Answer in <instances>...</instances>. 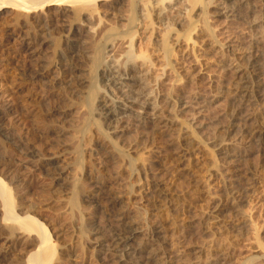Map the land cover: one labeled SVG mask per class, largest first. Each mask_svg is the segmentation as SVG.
<instances>
[{"label": "rangeland", "instance_id": "1", "mask_svg": "<svg viewBox=\"0 0 264 264\" xmlns=\"http://www.w3.org/2000/svg\"><path fill=\"white\" fill-rule=\"evenodd\" d=\"M176 1L178 2V4H176V7L174 6V9L177 8V5L179 6V4L180 6H183L184 9L186 8L184 3L185 1ZM240 1L242 2V4L244 3L243 5L245 9H243V11L238 15L243 16L248 10V7H246L245 0ZM182 2L184 3V5ZM171 3L169 4L170 7L172 6ZM166 5L169 6L168 4ZM258 5L259 3L256 6ZM183 7H178L179 10L175 9V11L173 9L172 12H170L171 14H168L167 10L162 11V15L164 13L163 18L166 16L165 20L167 21V17L169 15V18L172 20H181L180 18L184 16L183 14L185 11H183ZM97 8L99 9V11ZM97 8L96 13H93L94 20L92 16V21H90V24H88V26L91 27L93 26V22L95 23L94 26L97 27L95 31L98 36L96 35L93 41H104L103 37L101 38V36V39L99 40V34H105L108 29L109 32L107 33H112L113 30H111V28L113 29V27L115 30V32L113 33H117V29L123 30L124 32L127 30H125L124 21L121 20L122 16L124 17L123 19H125L124 15H127L125 12L121 11L119 13L117 11H110L112 13H106L107 11L105 7ZM157 8L160 9L159 6H156L152 14L160 13ZM221 8L222 7H218L219 10ZM6 12H8V14H6ZM142 12L143 11H141V16L139 17V21L141 20L139 24L141 26L137 25L132 29V31L136 32L134 40H131L130 36H127L125 33L124 35H126L128 38L125 37L123 38V40L124 42H129L131 40V45L133 44L132 49L136 53L139 51H146L147 54H149L150 59H154L153 61L156 66L152 68L150 67L149 72H147V76H145L146 72L136 73V75L138 76L136 77L138 82H136V85L132 86V88L130 89L131 91L129 90V94L130 98H132L131 96H135V93L137 94L136 96L138 97V99H136V106H139L140 102L146 100L145 106L147 105V103V107L151 108V105L156 106V110H160L163 116H166L167 118L170 117L169 119L172 121V123H170L171 125L169 124L170 128L168 127L169 129L166 128L164 129V131L161 130L162 133L159 132V134H154L149 129L134 124L130 121L129 118H125L118 124L108 125L107 122L106 125V120H104V123L102 125V120L99 121L101 123L97 122L99 128H102H100V130H102L104 133H109L107 135L110 138L112 137V141H110L112 143H115L116 147L119 150H122L129 159L132 158V173L128 171V165L126 162L121 165V161L118 160L114 151L108 147V144H106V141L108 142V140H104L99 136V134L96 133L95 128L98 127L95 126L93 128L92 126L94 125L90 126L92 129L90 128V133L88 135H90L91 138L90 136H85L81 140H76V142H73V127H75V125L77 124L75 118L77 114H75V111H77L78 107H80V103L83 99L81 96L84 97V93L88 90H84L86 87L81 88L85 86V84L82 85L81 82L86 80L87 78L84 70L86 69V63H88L86 56L88 55L87 50L89 48L91 38L90 36L84 35L83 32L84 30H87L88 26L85 27L83 26L82 22H80L82 26L77 27L80 25L79 23H77L76 27L79 29L81 34L76 38L75 43H77H73L72 48L64 46L66 26L68 25L66 21L59 22L60 24H55L53 26L54 28H48L47 32L38 30V28H33V30L31 29L28 32L29 36L31 37L32 41H35V46L40 47L38 49L37 57L29 59L26 54L20 51L19 45H16L14 50L6 46L5 38L7 32L11 29V27H13V22L10 18L12 15H10L9 11H4L1 14V18L3 21L0 22H2L3 24L1 23L0 25V143H2V146L10 143L13 144L12 146H14L17 143L16 146H18L22 142L21 145H26L30 148L36 147L35 149L38 152L40 151L39 154H41L42 157L40 156V158H42V160L54 159L56 160V162H58L52 165H48L49 167H46V169L48 170H46L45 172H41L35 170L34 165H36L37 163L33 161V159L29 155H27L28 158H26V155H18L20 153H18L17 156L16 154L12 153L11 150H8V153L3 154V157L5 159L12 161L11 169L14 171V177L17 174V176L15 177L16 179H14L12 178L13 173L9 170L0 171V180L3 184L6 185L11 193L14 205L13 208L15 207L14 210L16 214H19V216L21 217L26 214L34 216L37 220L42 222L47 230H49V234H51L50 245L53 247V249L55 248L54 250H56V257L54 256L55 261L52 260L50 264H117L116 262L105 260L103 256L104 254L101 252L104 247H97V245L95 244L97 243V240L94 239H97L100 236L99 234H95V231L106 232V228H108L109 226V228H111V226L115 224V215H117L119 212L128 215V217L130 218L132 217L133 219L131 218V222L134 221L133 223L135 224V227L138 228V230L141 227L140 231L142 234L143 232H148L145 231L146 229L148 230L149 228H153L154 224L159 226L161 225V240H159L158 242L152 240L147 241L146 237H143L141 233V235L139 234V241L137 240V242H149V244H151L150 249L154 250L153 253H155L156 256H158L156 258L159 259V261L158 259H153L155 261L147 260L146 264H264V141H261L253 147L239 144L237 140L239 126H233L232 124L245 123L243 121V118H245V116L248 117L249 112L250 114H252V117L253 114L257 115L253 118L249 116L251 120L247 122V124L251 123V125H254L253 123H255L254 126H257L258 129H262L264 131V113H262L263 106L255 103V105L251 103V106L249 105V108L247 107V104L245 105L246 107L244 105L242 107L240 106L238 110L234 109L237 110L234 113H241V120H235V118H233L232 116L234 114L232 112L233 108H231L232 111L229 108L232 103V96L231 92L229 93V87L227 86L231 73L237 68L240 69L241 67L239 68V65L243 64L242 67H245L247 65L245 62H247L249 56L251 55L250 44H252V41H261V35L264 32V25L259 27L260 25L257 26L258 21H255V23L251 22V24L249 22L250 19L245 20L244 18L240 17H236L235 19L213 17V21H210L209 23V25L211 24L210 27L214 33L213 38H215L213 39L206 37L203 33H201L202 19L199 18L198 20V18L196 17L197 20L195 18L194 20L198 21L196 24H199V26L196 28V31H192L193 33H191V40L186 41V39L188 38L182 39V37L180 36L182 33V29L181 27H176V29H178L180 33H178L180 36V38L178 37V40L180 42L182 41L177 47L175 43L176 41L174 40L177 37L176 35H173L176 30H173L174 32H171V34H173H170L167 38V33L165 35V31H163L165 29V21H163L162 24L158 27L155 24L152 25V27L150 26L149 29L146 28V32L142 27V25L144 24L142 23L144 18ZM113 13H115V16ZM118 14L120 16H118ZM177 16L180 18L178 19ZM97 18H99V20L104 19L105 24H103V22H100L98 26L99 21L97 22ZM111 19H114L115 21ZM172 20L168 21L171 22ZM67 21L69 22L70 20ZM61 23L64 25L63 28L60 26ZM137 27L139 30L137 29ZM150 29L153 31H151ZM100 30L104 33L100 32ZM62 31H64V33ZM123 31H118V33H122L120 35L123 36ZM151 32L152 36L150 37V40L147 38L151 34ZM147 33L150 34L148 35ZM116 35L118 36V38ZM120 35L115 34L116 39H119L121 37ZM163 35L166 36L173 50V54L169 59V66L173 67V72H170L172 70L170 67L164 65L167 61L160 60L162 59V52L159 51V46L157 44H160L159 38L162 39ZM203 35L204 37H202ZM56 38L60 39V41H57ZM183 40H185V42ZM79 41L82 42V46H80L81 42ZM83 41L84 44H86L85 46L83 44ZM56 44L60 46L59 48L61 50L56 49L58 47ZM52 45H54L53 47L54 49H56V52L52 48ZM125 45L127 44H124L122 47H124ZM143 46L144 48H146L144 49ZM122 47L119 46L116 49L117 54L120 55V52L124 50ZM73 48H75L76 50ZM62 49H64L65 54H61L63 53ZM117 50L119 52H117ZM9 52H11L12 54ZM259 52L261 53L259 54ZM259 52V68L262 69V75H264V49L261 48ZM7 55L10 57H8ZM261 62L263 65L261 64ZM154 68H156L157 70ZM66 69L68 72L71 71L72 74L63 75L62 72H67ZM140 74H142L143 76H140ZM155 75L156 77L154 78ZM79 80H81V82ZM97 80H99L97 84L100 88L102 85V91H100H107V88L104 87L105 83H102L103 80ZM155 80L157 83H155ZM75 84L77 86H75ZM258 90L259 88H256V91ZM30 93L36 94L38 96L37 100L39 99V101H36V106H39L37 108L38 113H36V115L33 117L30 116L29 118L20 120V116L22 117L25 113L24 111L30 109V107H26L24 105L26 104L25 99L30 95ZM23 95L25 96L23 97ZM22 97L23 100L21 99ZM129 100L131 101V99ZM228 102H230V105L228 104ZM19 103L22 104H20L21 107ZM76 103L79 105L78 107L76 106L74 108ZM251 107L253 108V110ZM197 108L199 110H197ZM256 108H258V111ZM40 109L41 111H39ZM250 111L253 113H251ZM255 111H257L256 114ZM39 112L42 113V116H40ZM78 112L79 110L77 111V113ZM230 112L232 114H230ZM38 118L40 119V122L37 121ZM98 119L101 118L98 117ZM252 119L255 121H253ZM27 120H30V122L32 123ZM71 121L73 122L71 123ZM23 123L24 126L22 125ZM42 124L43 126L45 124L46 127L41 126ZM181 125H185V128L189 126L187 129H191L190 131L194 132L192 134L196 135L195 137H197L195 138L192 135L193 139L192 137L188 138V143L190 145L182 139L183 136L181 137L182 129L180 128L183 127ZM114 126H119L118 130L121 132H119L118 136L121 137L113 136L114 134L112 135V133H110V129H112ZM179 126L181 127L179 128ZM178 129L181 130V133ZM38 130H40L39 134ZM149 131L151 133H149ZM61 132L63 134H60ZM177 132L180 134H178ZM1 135L5 137L2 138ZM115 137L117 138V140ZM173 137L178 138L180 141L177 139V143L174 140L176 138ZM169 138L170 140H168ZM220 138L223 141L224 145H226L225 147L227 148V151H229L230 153V156H228L226 159L229 163L225 166L222 165V161L220 160V158H218V150H216L218 149L216 148L218 147V145L216 144L221 141ZM171 139L173 141H171ZM197 139L199 141H197ZM190 140H193V143H190ZM86 141H88L89 143ZM196 141L199 144H197ZM180 143L181 146L177 145ZM183 143H186L185 146H182ZM26 146L25 148H27ZM76 149L78 151V154L75 152ZM82 152L83 155L81 156ZM24 156L25 159L28 160H25ZM137 156H139L140 158L138 157V159H136L135 157ZM141 157L144 159H142ZM160 157L162 158L160 159ZM139 159V162H141V160H144L147 163V167L145 169L141 168V165L138 162ZM38 161L40 160L38 159ZM211 161L215 163L214 165H216V173L214 172L215 168L213 169L214 166L210 165V163L212 164ZM217 161L222 166L219 165ZM216 162L218 163V166ZM159 164L161 166L163 165L162 167H164L165 169L160 168L161 166ZM224 167H227L228 170L233 171V174L230 172L226 174L227 171ZM157 169H160V171H158ZM0 170L3 169L0 168ZM115 170L117 172H115ZM7 171L10 173H8ZM88 171H91L92 173ZM155 171L158 173L155 174ZM218 171L219 173H217ZM57 172H65V174L60 175V177H62L60 180L61 182L56 181L55 179H51L54 177L52 175L56 174ZM155 175H157V177ZM230 175H233L235 178L234 180H238L241 183H253L251 184L253 188L248 193L249 195L245 198L246 201L241 203L242 205L240 204V206L237 205V208L234 204L231 205V202L226 195V191H224L226 190V185L229 184V182L226 183L225 178H228ZM151 178L153 181L151 180ZM191 178L197 181L199 186H196L197 184L195 185L193 183L194 180H192ZM74 179L80 181L81 184H79V186H82L81 190L79 191L81 193H79L77 198L78 204L80 205L79 206L77 204L79 206L78 209V206H76V208L72 207L68 202L70 201L69 197H71L72 190L74 189V185L70 182H73L72 180ZM155 179L162 180V190L165 191L164 194L167 193L166 200L167 198H173L172 200H175L174 202H172V207L168 208L165 211H162L161 213H157V207L159 205L163 206V204H160L156 197L152 195V182H154ZM234 184L236 185V183ZM128 189L130 193L129 195ZM86 191H89V193H91V195L93 196L92 199L91 197L87 198V194L89 193ZM74 192L75 191H73V193ZM191 196H193V199L190 198ZM186 197L188 199H186ZM115 198L116 200H114ZM180 199H184L186 201H182ZM154 201L156 202L154 203ZM180 201H182V203H180ZM186 202L188 203V205H191L190 208L194 211L192 212H196V214H185V219L183 220V216L180 215V212L182 214V209L185 210V208L187 209L189 207ZM185 204L188 207L185 206ZM193 204L195 205L196 211L195 208H193ZM154 206L156 208H154ZM219 206L222 211L217 212L218 214L215 213L216 218L213 216V218L209 217L206 221L207 223L209 222L208 224L206 222L204 223L205 225L203 223H200L204 226L199 225V223L194 219L186 218L187 216L197 215V213L199 215L200 212L198 211H207V214L209 212H214ZM80 208L82 209V211ZM176 208L179 210H177ZM73 209L76 211H74ZM78 212L80 213L79 215ZM156 214H160L161 216H156ZM139 215L141 218L139 217ZM154 218H156V220ZM81 219H83V221ZM188 220L193 221V225L192 228L186 233L184 232V229L185 226H187L185 224ZM110 221L112 224L110 223ZM84 224L87 226V229L85 231L82 229L83 226H85ZM1 225L4 226L2 227ZM195 225H197L198 227ZM14 226L15 225H11V227L13 228ZM146 226H148V228ZM9 227L10 226L8 224H5L3 221L0 222V264H25L23 262L27 260L26 258L28 254L31 250L33 251L34 248L31 245V243L35 242L34 240L36 239V237L34 236V232L30 235H27L24 232L23 235H21L22 233L17 231H15L14 234H11ZM80 230H82L83 232ZM78 233L83 236H80ZM84 233L85 235L87 233L88 234L85 236ZM15 237L16 240L14 239ZM6 239L7 241H5ZM25 239H27V241ZM18 241L20 243H18ZM23 243L25 244V246H22ZM164 249L173 251L174 256L169 258V256L166 255L168 253H165V255H163ZM103 250H105V248ZM146 252L145 254L147 255ZM224 254L226 255L225 257H223ZM102 256L104 259H102ZM218 256L221 258H219Z\"/></svg>", "mask_w": 264, "mask_h": 264}, {"label": "bare ground", "instance_id": "2", "mask_svg": "<svg viewBox=\"0 0 264 264\" xmlns=\"http://www.w3.org/2000/svg\"><path fill=\"white\" fill-rule=\"evenodd\" d=\"M184 3H185V6L186 8L184 9L183 6H179L177 5V8H175L176 10L178 9V7H183V11H184V16L181 17H178V19L180 18L181 20L177 21V20H172L169 18V15L167 17V21L165 20L166 19V16L163 18L164 16V13L162 15V11H166L167 10V13L169 14L170 12H172V10L174 9V6L176 7V4H178V2L176 0H0V21H3L2 18H1V14L4 12V11H9L10 15H12L10 18L13 22V27H11V29L7 32V35H6V38H5V43H6V46L11 48L12 50L15 49V46L19 45V48H20V51L24 54H26V56H28L29 59H32V58H35L37 57V53H38V49L39 47H36L34 42L35 41H32L31 40V37L29 36L28 32L33 28L37 29L38 30H42L43 32H47L48 28L50 27H53L55 24L59 23V22H64L66 21L67 25L66 26V36H65V41H64V46L66 47H69V48H72L73 47V43H75V40L77 37L80 36L81 32L79 31V29L77 27H80L82 26L80 24V22H82L83 26L87 27L88 24H90V21H92V16L94 15L93 13L95 12L96 13V8L97 7H105L106 8V13L110 12V11H117V12H125L127 15H124L125 16V19H123L124 17L122 16V21H124V24H125V32L123 30H119L117 29V33H113L115 32L114 30V27L113 29L111 28L112 33H107L109 32V29L107 30V32L103 35H100L99 34V40L103 37L104 41L102 42H98L97 40L96 41H93V39L96 37L97 33L95 31V29H97L96 26H94L95 23L92 22V25L96 28H94L93 26H88L87 27V30H84V35H87V36H90L91 38V41H90V45H89V48L87 50V53L88 55L86 56V59H87V62L86 63L87 65H85V72L86 75H87V78L86 80L82 81L79 80L81 82L82 85L85 84L84 87H81V88H85L84 90H87V92L84 93V97L81 96L83 99H82V102L80 103V107H78L79 104H75L74 108L77 106L78 107V110L79 112L77 113V111H75V114H77L75 116L76 118V122L77 124L75 125L74 130H73V133L72 134L74 137L73 139V142H76V140H81L83 137H87V136H90L88 135L90 133V126L91 125H94L92 126L93 128L96 126L98 128H95L93 130L96 131L97 134H99L100 137H102L104 140H108V142L106 141V144H108V147L114 151L116 157L118 158V160L121 161V165L126 162L127 165H128V171H130L132 173V170H133V162H132V158L129 159L127 157V155H125V153L122 151V150H119L115 143H112V137L110 138L107 134L109 133H104L102 130H100L99 126L97 125L98 123H101L99 122L100 120H102L103 122L101 123V125L104 123V120H106V125H107V122H108V125L110 124H118L120 122H122L125 118H129L131 122H133L134 124H137L138 126L140 127H143V128H146V129H149L152 133H157L159 134V132H161V130L164 131V129L166 128H170L169 124L172 123V121L167 118L166 116H163L162 115V112H160V110H156V106H152L151 105V108L150 107H147V105L145 106V101L144 100L143 102H140L139 106H136L135 103H136V99H138V97L136 96L137 94L135 93L134 95L135 96H131L132 98H130V92L129 90L132 88L133 85H136V82L137 81V78L138 77L136 75V73H139V72H146L145 76H147V72H149V69L150 67H155V63H154V59L151 60L150 59V56L149 54H147L146 51H143V52H134L133 49H132V45H131V40H134V37L136 35V32L135 31H132L133 28H135V26L137 25H140L139 22V17L141 16L140 13L141 11H145L144 14L142 12V15H144L143 17V21L142 23H144L142 25V27L145 29L146 31V28L149 29V27L152 25H157L160 26L162 24L163 21L164 22V25H165V29L163 31H165V35L167 33V38L168 36L171 34V32H174L173 30H176V32H174L173 35H176V39H174L176 42V46L178 47L179 44L182 42H180L178 39L180 38V36L182 37V39H186L187 40H191V33H193L192 31H196V28L199 26V24H196L199 20V18L202 19V30H201V33H203L206 37H209V38H213L214 36V33L213 31L211 30V27L209 25L210 21L212 22L213 21V17H216V18H221V17H224L226 19H235L236 17H240V18H244L245 20H249V22H253L255 23V21H258L257 23V26L260 25L259 27L263 26L264 25V0H245V4H246V7H248L247 11L245 12V14L243 16H239L238 14L241 13L243 11V9H245L244 7V3L242 4V2L240 0H182ZM168 2V3H167ZM173 2V3H171ZM182 2V3H183ZM170 4L171 3V7L170 5L167 6L166 4ZM175 3V4H174ZM181 3V2H180ZM183 3V5H184ZM259 3L258 6H256L257 4ZM255 4V5H253ZM100 5V6H99ZM156 6H159L160 9H158L160 11V13H154L152 14V12H154L153 10L156 8ZM218 7H222L220 10L218 9ZM104 8V9H105ZM98 9V8H97ZM162 9V10H161ZM174 9V11H175ZM179 10V9H178ZM99 11V9H98ZM103 12V10H102ZM105 13V12H104ZM112 13V12H110ZM166 13V12H165ZM176 13V12H175ZM179 13V12H178ZM180 13H181V10H180ZM6 14H8V12H6ZM114 16H115V13H113ZM124 14V13H122ZM171 14V13H170ZM4 15V14H3ZM161 15V16H160ZM112 16V17H114ZM118 16H120L118 14ZM153 16V17H152ZM197 17V18H196ZM212 17V18H211ZM104 18V16H103ZM120 18V17H118ZM173 18V17H172ZM194 18L196 20H194ZM8 19V18H7ZM109 19V18H108ZM142 19V18H141ZM153 19V20H152ZM200 19V20H201ZM10 20V21H11ZM67 20H70L69 22ZM93 20H94V16H93ZM97 22H98V26L100 24V22L103 24L104 23V19H100L97 18L96 19ZM111 20H114V19H111ZM168 20H172L171 22H169ZM5 21V19H4ZM8 21V20H7ZM115 21V20H114ZM241 21V20H240ZM65 22V23H66ZM111 22V21H110ZM118 22V21H117ZM167 22V23H166ZM2 22H0V25H1ZM77 23H79L77 25ZM120 23V21H119ZM200 23V24H201ZM246 23V22H245ZM3 24V23H2ZM60 24V23H59ZM252 24V23H251ZM250 24V25H251ZM97 25V24H96ZM111 25V24H110ZM120 25V24H119ZM59 26V25H57ZM62 28H63V24L61 23L60 25ZM101 26V25H100ZM104 26V25H103ZM108 26V25H107ZM116 26V25H115ZM124 26V25H123ZM141 26V25H140ZM119 27V26H118ZM118 27H115V28H118ZM156 27V26H155ZM176 27H181L182 29V33L181 35L179 36V30L176 29ZM54 28V27H53ZM82 28V27H81ZM110 28V27H109ZM164 28V27H163ZM213 28V27H212ZM26 29V30H25ZM100 29V28H99ZM123 29V28H122ZM138 29V27H137ZM143 29V30H144ZM152 29V28H151ZM150 29V30H151ZM259 29V28H258ZM61 30V28H60ZM139 30V29H138ZM161 30V31H162ZM52 31V30H51ZM50 31V32H51ZM82 31V30H81ZM118 31H123V36L120 35L122 33H118ZM144 31V32H145ZM153 31V30H151ZM181 31V30H180ZM262 31V30H261ZM64 33V31H62ZM100 32H102L100 30ZM143 32V31H142ZM147 32V31H146ZM104 33V32H102ZM101 33V34H102ZM124 33L128 36H130L131 40L128 42H124L123 38H128L126 35H124ZM169 33V34H168ZM176 33V34H175ZM179 33V34H178ZM213 33V34H212ZM255 33V32H254ZM115 34H118L120 35L121 37L119 39H116V36ZM140 34V33H139ZM145 34V33H144ZM148 34V33H147ZM146 34V35H147ZM150 34V33H149ZM148 34V35H149ZM163 34V33H162ZM171 34V35H172ZM259 34V33H258ZM143 35V34H141ZM194 35V34H193ZM201 35V34H199ZM204 35L202 37H204ZM252 35V34H251ZM98 36V35H97ZM101 36V38H100ZM152 36V32L151 34L148 36L147 39H150L151 40V37ZM156 36V35H155ZM162 36V35H161ZM115 37V38H113ZM172 37V36H171ZM179 37V38H178ZM85 38V37H84ZM118 38V36H117ZM129 38V39H130ZM145 38V37H144ZM159 38V37H158ZM166 38V36L163 35L162 39L159 38L160 40V44H157L159 46V51H161L162 53V59H160L161 61H167L164 65H166L167 67H170L169 65V59L171 57V55L173 54V50L171 48V45L168 41V39ZM215 38V37H214ZM213 38V39H214ZM261 41H258L256 40L255 42L252 41V44L251 45V55L249 56L247 62H245L247 65L245 67H242V65H239V68L240 69H235L231 75H230V78H229V81H228V89H229V93L231 92V106L229 107L230 110L231 108H233V113L236 112L240 106L242 107L243 105L245 106L247 104V107L249 108V105L251 103H255V104H260L263 106V111L262 113H264V80H263V77L264 75H262V69L259 68V55H258V52L259 50L262 48L264 49V32L263 34L261 35ZM57 39V38H56ZM88 39V38H87ZM155 39V38H153ZM181 39V40H182ZM212 39V40H213ZM260 39V38H259ZM34 40V38H33ZM56 41V40H55ZM57 41H60V39H57ZM56 41V42H57ZM146 41V39H145ZM185 42V40H183ZM216 41V39H215ZM81 42V41H79ZM78 42V43H79ZM190 42V41H189ZM55 43V42H54ZM61 43V42H60ZM59 43V44H60ZM77 43V42H76ZM75 43V44H76ZM87 43V42H85ZM145 43V42H144ZM143 43V44H144ZM217 43V42H216ZM52 44V43H50ZM62 44V43H61ZM83 44H84V41H83ZM124 44H127L125 45L124 47H122ZM57 45V44H56ZM78 45V44H77ZM86 44H84L85 46ZM87 45V46H88ZM174 45V44H173ZM54 45H52V48L54 49L53 47ZM58 46V45H57ZM76 46V45H75ZM80 46H82V42L80 44ZM121 46L123 49V51L120 52V55L116 53V49ZM140 46V45H139ZM249 46V45H248ZM60 46H58L56 49H59ZM141 47V46H140ZM139 47V48H140ZM223 47V46H222ZM64 48V47H63ZM76 48V47H75ZM73 48V49H75ZM79 48V47H78ZM87 48V47H86ZM135 48V47H133ZM144 48V46H143ZM146 48V47H145ZM144 48V49H145ZM158 48V47H157ZM249 48V47H248ZM54 49V51L56 50ZM249 49V50H250ZM63 50V53L61 54H65L64 52V49ZM69 50V49H68ZM76 50V49H75ZM121 50V49H119ZM137 50V49H136ZM154 50V49H152ZM17 51V50H16ZM66 51V50H65ZM158 51V50H157ZM56 52V51H55ZM62 52V51H61ZM68 52V51H67ZM66 52V53H67ZM76 52V51H75ZM78 52H81V51H78ZM117 52H119L117 50ZM146 52V53H145ZM11 53V52H9ZM15 53V52H14ZM19 53V52H18ZM59 53V52H58ZM84 53V52H83ZM116 53V55H115ZM160 53V52H158ZM194 53V52H193ZM261 52H259L260 54ZM12 54V53H11ZM77 54V53H76ZM86 54V53H85ZM15 55V54H13ZM264 55V54H263ZM8 56V55H7ZM39 56V55H38ZM63 56V55H62ZM73 56V55H72ZM157 56V55H155ZM234 56V55H233ZM10 57V56H8ZM15 57V56H14ZM119 57V58H118ZM180 57V56H179ZM185 57V56H184ZM156 58V57H155ZM14 59V58H12ZM82 59V58H81ZM181 59H184V58H181ZM237 59V58H236ZM172 60V59H171ZM176 60V59H175ZM243 60V59H241ZM262 60V58H261ZM264 60V59H263ZM86 61V60H85ZM159 61V60H158ZM157 61V62H158ZM8 62V61H7ZM156 62V61H155ZM176 62V61H175ZM181 63V62H180ZM241 63V62H240ZM168 64V65H167ZM190 64V63H189ZM262 64V62H261ZM173 65V64H172ZM179 65V64H178ZM184 65V64H183ZM245 65V64H244ZM263 65V64H262ZM158 67V66H157ZM183 67V66H182ZM172 70L170 72H173V67L171 66L170 67ZM72 69V68H70ZM78 69V68H77ZM156 69V68H154ZM160 69V68H159ZM169 69V68H168ZM167 69V70H168ZM179 69V68H178ZM181 69V67H180ZM157 70V69H156ZM175 70V69H174ZM67 71V69H66ZM74 71H75V68H74ZM151 71V70H150ZM162 71V70H161ZM168 71V72H169ZM182 71V70H181ZM264 71V70H263ZM78 72V71H77ZM188 72V71H187ZM79 73V72H78ZM83 73V74H84ZM160 73V72H159ZM164 73V72H163ZM186 73V72H185ZM63 75H71L72 72L71 71H67V72H62ZM102 75V76H101ZM136 75V76H135ZM142 74H140L141 76ZM80 76V74H79ZM83 76V75H82ZM143 76V75H142ZM144 76V77H145ZM149 76V75H148ZM162 76V75H160ZM159 76V77H160ZM71 77V76H69ZM99 77V78H98ZM156 77V75L154 76V78ZM73 78V77H72ZM70 78V79H72ZM83 78V77H82ZM153 78V77H152ZM67 79V78H66ZM81 79V78H79ZM97 79H102L103 82L102 83H105L104 87L107 88V91L105 92H101L102 90V85H101V88L98 86V82L99 80ZM181 79V78H180ZM160 80V79H159ZM192 80V79H191ZM101 81V80H100ZM142 81V80H141ZM153 81V80H152ZM38 82V80H37ZM135 82V83H134ZM179 82V81H178ZM146 83H149V82H146ZM155 83L156 80H155ZM155 83H152V84H155ZM74 84V83H72ZM15 86V85H14ZM18 86V85H17ZM75 86H77L75 84ZM22 87V86H20ZM103 87V88H104ZM146 87V86H145ZM148 87V86H147ZM76 88V87H75ZM104 88V89H105ZM134 88V87H133ZM137 88V87H136ZM160 88V87H159ZM256 88L259 90L256 91ZM19 89V88H18ZM22 89V88H21ZM127 89V90H125ZM25 90V89H24ZM79 90V88H78ZM101 90V91H100ZM16 91V90H15ZM27 91V90H26ZM81 91V90H80ZM131 91V90H130ZM22 92V91H21ZM84 92V91H83ZM28 93V92H27ZM19 94V93H18ZM29 94V93H28ZM150 94V93H149ZM147 94V95H149ZM26 95V93H25ZM23 95V97L25 96ZM133 95V94H132ZM146 95V96H147ZM228 95V94H227ZM21 96V95H20ZM230 96V95H229ZM228 96V97H229ZM23 97L21 98L23 100ZM37 95L36 94H31L29 96L26 97L25 99V103L27 104H24L26 107H30V109H27L26 111H24V115L21 117L20 116V120H23L24 118H29L30 116L33 117L36 115V113H38L37 111V108L39 106H36V101H39V99L37 100ZM79 99V98H78ZM131 99V101L129 100ZM134 99V100H132ZM21 100V102H22ZM78 101V100H77ZM156 101V100H155ZM73 103V102H72ZM230 102H228L229 104ZM21 103H19L20 105ZM23 104V102H22ZM21 104V105H22ZM39 104V102H38ZM37 104V105H38ZM154 104V103H153ZM156 104V103H155ZM175 104V103H174ZM254 104V105H255ZM20 105V107H21ZM23 105V106H24ZM150 105V104H149ZM230 105V104H229ZM228 105V106H229ZM251 106V105H250ZM259 106V105H258ZM41 107V106H40ZM246 107V106H245ZM254 107V106H253ZM256 107V106H255ZM25 108V107H23ZM73 108V107H72ZM252 108V107H251ZM259 108V107H258ZM258 108L257 111H258ZM234 109H237V110H234ZM242 109V108H241ZM71 110V109H70ZM73 110V109H72ZM197 110H199L197 108ZM253 110V108H252ZM260 110V109H259ZM41 111V109L39 110ZM194 111V110H193ZM257 111H255V114L257 113ZM22 112V110H21ZM52 112V111H51ZM239 112V111H238ZM237 112V113H238ZM251 112V111H250ZM40 113V116H42V113ZM199 113V112H198ZM253 113V112H251ZM259 113V112H258ZM64 114V113H63ZM73 114V113H72ZM71 114V115H72ZM230 114H232L230 112ZM229 114V115H230ZM249 116L252 117V114H250L248 112ZM246 114V115H248ZM261 114V113H260ZM22 115V114H20ZM148 115V116H147ZM257 115V114H256ZM256 115L253 114V117H255ZM65 116V115H64ZM72 116V117H74ZM233 118H235V120L237 121H240L241 119V113L240 114H236L234 113L233 115ZM247 117L245 116V118H243V121L245 123H241V124H237V123H232L233 126H239V129H238V133H237V140H238V143L241 144V145H246V146H249V147H253L255 145H257L258 143H260L261 141H264V131L260 130L257 128V126H254L255 123H253L254 125H251V123L247 124V122H249L251 119L250 117ZM19 117V115H18ZM39 117V116H38ZM44 117V115H43ZM69 117V116H68ZM71 117V118H72ZM101 118V119H98ZM252 117V118H253ZM1 118V117H0ZM22 118V119H21ZM35 118V117H34ZM37 118V117H36ZM42 118V117H40ZM46 118V117H45ZM64 118V117H63ZM257 118V117H256ZM263 118H264V115H263ZM19 119V118H18ZM33 119V118H32ZM19 120V121H20ZM36 120V119H34ZM40 119L38 118L37 121H39ZM49 120V119H48ZM174 120V119H172ZM253 120V119H252ZM259 120V119H258ZM30 122V120H27ZM36 121V122H37ZM43 121V119H42ZM75 121V120H74ZM255 121V120H253ZM25 122V121H23ZM40 122V121H39ZM55 122V121H54ZM73 121H71L72 123ZM98 122V123H97ZM32 123V122H30ZM75 123V122H74ZM28 124V122H27ZM50 124V123H49ZM69 124V122H68ZM180 124V123H179ZM183 124V123H182ZM185 124V123H184ZM257 124V123H256ZM24 126V123L22 124ZM26 125V124H25ZM73 125V124H71ZM100 125V124H99ZM100 125V126H101ZM171 125V124H170ZM34 126V125H33ZM38 126V125H37ZM40 126V125H39ZM43 126V124L41 125ZM45 126V124H44ZM43 126V127H44ZM183 126V125H181ZM179 126V128L181 127ZM185 126V125H184ZM183 126V127H184ZM4 127V126H3ZM30 127V126H29ZM46 127V126H45ZM59 127V126H58ZM181 127L180 129H182V139L188 143V138L192 137V135L195 137L196 135L192 134L194 133L193 131L191 132L190 130L191 129H187V128H183ZM35 128V127H34ZM72 128V129H73ZM119 126H114L112 129H110V133H112L113 136H118L119 135V131L118 130ZM142 128V129H143ZM168 128V129H169ZM173 128V127H172ZM30 129V128H29ZM40 129V128H39ZM92 129V128H91ZM102 129V128H101ZM178 129V130H180ZM43 130V129H42ZM62 130V129H60ZM177 130V129H176ZM175 130V132H176ZM1 131V130H0ZM33 131V130H32ZM37 131V129H36ZM39 131L38 130V134H39ZM64 131V130H63ZM94 131V132H95ZM149 131V133H151ZM44 132V131H43ZM47 132V131H46ZM93 132V133H94ZM174 132V133H175ZM179 132V131H178ZM177 132V133H178ZM1 133V132H0ZM34 133V132H33ZM59 133V132H57ZM162 133V132H161ZM164 133V132H163ZM180 133H181V130H180ZM178 133V134H180ZM9 134V133H8ZM60 134H63L62 132ZM59 134V135H60ZM178 134H177V137H178ZM3 135V134H2ZM1 135V136H2ZM31 135V134H30ZM36 135V134H35ZM47 135V134H46ZM93 135V134H92ZM95 135V134H94ZM111 135V134H110ZM121 135V134H120ZM43 136V134H42ZM45 136V135H44ZM5 137V136H2V138ZM38 137V136H37ZM36 137V138H37ZM40 137V136H39ZM47 137V136H46ZM115 137V138H116ZM118 137H121V136H118ZM170 137V136H169ZM172 137V136H171ZM180 137V136H179ZM7 138V136H6ZM24 138V137H23ZM91 138V136H90ZM110 138V139H109ZM114 138V139H115ZM173 138H176V137H173ZM172 138V139H173ZM197 138V137H195ZM194 138V140H195ZM1 139V138H0ZM5 139V138H4ZM20 139V137H19ZM93 139V138H92ZM171 139V141H173ZM178 138L174 139L175 141L177 140ZM193 139V137H192ZM6 140V139H5ZM103 140V141H104ZM111 140V141H110ZM117 140V138H116ZM170 140V138L168 139ZM179 140V139H178ZM181 140V141H183ZM219 140V139H218ZM221 140V138H220ZM219 140V141H220ZM1 141V140H0ZM8 141V140H7ZM14 141V140H13ZM28 141V140H27ZM26 141V142H27ZM115 141V140H113ZM174 141V142H175ZM180 141V140H179ZM197 141H199L197 139ZM196 141V142H197ZM4 142V141H3ZM10 142V141H9ZM88 142V141H86ZM97 142V141H96ZM105 142V141H104ZM170 142V141H169ZM177 142V141H176ZM195 142V143H196ZM7 143V142H5ZM22 143V142H21ZM14 145L12 146L13 144H6V145H1L2 143H0V168H2L3 170H0V171H4V170H9L10 172L13 173V176L12 178L16 179L14 177V171L11 169L12 167V161L10 160H7L5 159L3 156L4 153H8L7 151L8 150H11L12 153L14 154H18L21 156L22 155H26V158H28L27 155H29L33 161H35L36 165H34V168L35 170H38V171H46L48 169H46V167L48 165H52L54 163H58L56 162V160L54 159H44L42 160V158H40L41 154H39V152L33 148V147H28L26 146L27 148H25L24 145ZM28 143V142H27ZM71 143V142H70ZM89 143V142H88ZM95 143V142H94ZM178 143V142H177ZM186 143H183L182 146ZM190 143H193V140H190ZM201 143V142H200ZM130 144V143H129ZM189 144V143H188ZM197 144H199L197 142ZM73 145V144H71ZM169 145V144H168ZM177 145H180L181 146V143L180 144H177ZM190 145V144H189ZM194 145V144H193ZM218 158H220V160L222 161V165H226L228 164V160L227 157L230 156V153L229 151H227V148L225 147L226 145H224L223 141L221 140L218 144ZM171 146V145H170ZM179 146V147H180ZM195 146V145H194ZM94 147V146H93ZM172 147H173V144H172ZM178 147V149H179ZM215 147V146H214ZM123 148V147H122ZM88 149V148H87ZM97 149V148H96ZM121 149V148H120ZM177 149V148H176ZM92 150V149H91ZM229 150V148H228ZM96 151V150H95ZM109 151V150H108ZM10 152V151H9ZM77 154H78V151L76 149L75 151ZM156 152V151H155ZM91 153V152H90ZM243 154V153H242ZM7 155V154H6ZM17 155V156H18ZM83 155V152L81 154V156ZM90 155V154H89ZM164 156V155H163ZM42 157V156H41ZM111 157V156H110ZM115 157V158H116ZM139 156L135 157L136 159H138ZM79 158V157H78ZM81 158V157H80ZM116 158V159H117ZM134 158V159H135ZM140 158V157H139ZM142 158V157H141ZM162 157H160L161 159ZM165 158V157H163ZM217 158V159H218ZM24 159H25V156H24ZM37 159V160H35ZM38 159L40 161H38ZM144 159V158H142ZM169 159V158H168ZM216 159V160H217ZM22 160V159H21ZM20 160V162H21ZM25 160H28V159H25ZM79 160V159H78ZM81 160V159H80ZM114 160V159H113ZM146 160V159H145ZM119 161V163H120ZM140 161V159L138 160V162ZM149 161V160H148ZM163 161V160H162ZM213 161V159H212ZM211 161V162H212ZM25 162V161H24ZM29 162V161H28ZM82 162V161H81ZM115 162V161H114ZM153 162V161H152ZM215 162V160H214ZM218 162V161H217ZM216 162V163H217ZM91 163V162H90ZM140 165H141V168L142 169H145L147 167V163L144 161V160H141V162H139ZM159 163V161H158ZM163 163V162H162ZM161 163V164H162ZM219 163V162H218ZM218 163H217V166H218ZM34 164V163H33ZM82 164V163H81ZM215 163L212 162V164L210 163V165H213V169L216 167V165H214ZM94 165V164H93ZM114 165V164H113ZM120 165V164H119ZM160 165V164H159ZM167 165V164H166ZM219 165H221L219 163ZM221 165V166H222ZM20 166V165H19ZM118 166V164H117ZM137 166V165H136ZM150 166V165H149ZM152 166V165H151ZM161 166V165H160ZM163 166V165H162ZM160 167V168H164V167ZM49 167V166H48ZM24 168V166H23ZM53 168V167H52ZM57 168V167H56ZM63 168V167H62ZM65 168V167H64ZM95 168V167H94ZM123 168V167H122ZM125 168V167H124ZM154 168V167H153ZM152 168V169H153ZM159 168V167H157ZM226 169V174L228 172L232 173L233 174V171H230L227 169V167H224ZM51 169V168H50ZM98 169V168H97ZM126 169V170H127ZM139 169V168H138ZM165 169V168H164ZM163 169V171H164ZM12 170V171H11ZM16 170V169H15ZM55 170V169H54ZM93 170V169H92ZM141 170V169H140ZM150 170V169H148ZM154 170V169H153ZM158 170V169H157ZM216 168H215V173H216ZM56 171V170H55ZM82 171V169H81ZM97 171V170H96ZM120 171V170H118ZM142 171V170H141ZM160 171V169L158 170ZM8 172V171H7ZM8 172V173H10ZM51 172V171H50ZM66 172V171H65ZM65 172H57L56 174L52 175L54 176L53 178L51 179H55L56 181H60L62 177H60V175L62 174H65ZM88 172H91V171H88ZM115 172H117L115 170ZM129 172V173H130ZM139 172V171H138ZM153 172V171H152ZM162 172V170H161ZM160 172V173H161ZM225 172V171H224ZM6 173V172H5ZM47 173V172H46ZM49 173V172H48ZM70 173V172H69ZM92 173V172H91ZM128 173V174H129ZM130 173V174H131ZM150 173V172H149ZM158 172L155 171V174H157ZM166 173V171H165ZM164 173V174H165ZM219 173V171L217 172ZM51 174V173H50ZM75 174V173H74ZM82 174V173H81ZM116 174V173H115ZM114 174V175H115ZM135 174V173H134ZM5 175V174H4ZM11 175V174H10ZM44 175V174H43ZM71 175V174H70ZM91 175V174H90ZM93 175V174H92ZM146 175V174H144ZM190 175V174H189ZM224 175V174H223ZM8 176V174H7ZM19 176V175H18ZM51 176V175H50ZM72 176V175H71ZM77 176V174H76ZM100 176V175H99ZM102 176V175H101ZM123 176V175H122ZM153 176V174H152ZM151 176V177H152ZM157 177V175H155ZM154 176V177H155ZM6 177V176H5ZM10 177V176H9ZM82 177V176H81ZM111 177V176H110ZM127 177V176H126ZM160 177V176H159ZM164 177V175H163ZM187 177V176H186ZM194 177V175H193ZM8 178V177H7ZM11 178V177H10ZM74 178V177H73ZM93 178V177H92ZM96 178V177H95ZM99 178V177H98ZM103 178V177H102ZM128 178V177H127ZM161 178V177H160ZM1 179V178H0ZM48 179V178H47ZM82 179V178H81ZM88 179V178H87ZM115 179V178H114ZM150 179V178H149ZM158 179V178H157ZM192 180H194L193 178H191ZM226 179V183L229 182V184L226 185V195L228 196L230 202H231V205H235L236 208H237V205L240 206L241 203L245 202L246 201V197L249 195L248 193L251 191V189L253 188L251 186V184H253L252 182H246V183H241L239 182L238 180H234V176L233 175H230L228 178H225ZM9 180V179H8ZM65 180V179H64ZM107 180V179H106ZM152 180V178H151ZM73 182H70L72 183L74 186V189L72 190V195L71 197H69L70 201L69 204L70 206L72 207H75L78 206V195L80 190H81V187L79 186L80 181H78L77 179L75 180H72ZM99 181V180H98ZM153 181V180H152ZM61 182V181H60ZM64 182V181H63ZM122 182V180H121ZM7 183V182H6ZM153 186H152V195H154L156 197V199L160 202V204L162 203V205H159L157 207V213H161L162 211H165L167 210L168 208L172 207V202H174L175 200H172L171 198H167L166 200V197H167V193H165V191L162 190V180H154V182H152ZM193 183L196 185V186H199L198 185V182L197 181H193ZM236 183V185L234 184ZM8 184V183H7ZM66 184V183H65ZM89 184V183H88ZM120 184V183H119ZM122 184V183H121ZM127 184V183H126ZM69 186V185H68ZM72 186V185H71ZM94 186V185H93ZM151 186V185H150ZM95 188V187H94ZM98 188V187H97ZM123 188V187H122ZM129 188V187H128ZM197 188V187H196ZM11 189V188H10ZM121 189V188H120ZM119 189V190H120ZM126 189V188H125ZM130 189V188H129ZM129 189H128V195L130 194L129 193ZM122 190V189H121ZM71 191V190H70ZM73 191H75L73 193ZM91 191V190H90ZM13 192V191H12ZM83 192V190H82ZM89 193V191H86ZM99 193V192H98ZM116 193V192H114ZM151 194V192H150ZM191 194V193H190ZM189 194V195H190ZM86 195V194H85ZM83 195V196H85ZM87 198L88 197H91V199L93 198V196L91 195V193L87 194ZM119 195V194H118ZM127 195V194H126ZM192 195V194H191ZM96 196V195H95ZM82 197V196H81ZM120 197V196H119ZM151 197V196H150ZM174 197V196H173ZM193 196H191L190 198H192ZM175 198V197H174ZM179 198V197H178ZM227 198V197H226ZM67 199V198H66ZM121 199V198H120ZM155 199V200H156ZM186 199H188L186 197ZM193 199V198H192ZM80 200V199H79ZM110 200V199H109ZM116 200V198L114 199ZM119 200V199H118ZM154 200V198H153ZM182 200V199H180ZM190 200V199H189ZM88 201V200H87ZM113 201V200H111ZM110 201V202H111ZM177 201V200H176ZM182 201H186V200H182ZM182 201H180V203H182ZM67 202V203H68ZM121 202V201H120ZM156 201H154L155 203ZM190 202V201H189ZM97 203V202H96ZM112 203V202H111ZM179 203V202H178ZM185 203V202H184ZM183 203V205H184ZM187 203V202H186ZM192 203V202H191ZM78 204V205H77ZM190 204V203H189ZM153 205V204H152ZM157 205V204H156ZM174 205V203H173ZM178 205V204H176ZM175 205V206H176ZM182 205V206H183ZM188 205V203H187ZM185 204V206H187ZM194 205V204H193ZM192 205V206H193ZM242 205V204H241ZM13 200H12V196H11V193L9 191V189L6 187L5 184L2 183V181L0 180V211H1V221H3L5 224H8L10 227H9V230L11 232V234H14L15 231L17 232H21L23 235V232L26 233L27 235H30L31 233L33 234L34 232V236L36 237V239L34 240L35 242L31 243L32 247L33 248V251L28 254L27 256V260H23L25 262V264H50L52 260L55 261L54 259V256H55V251L53 249V247L50 245V235L49 234V230H47V228L42 224V222H40L39 220H37L34 216H31V215H24L23 217L19 216V214L17 215L14 208H13ZM80 206V205H79ZM79 206L77 207V209L79 208ZM82 206V205H81ZM95 206V205H94ZM189 206V207H188ZM187 209L185 208L182 209L183 212L181 214L180 212V215L183 216V220L185 219V214L188 215H192V213L194 212L193 209L191 210L190 206L191 205H188ZM119 207V206H118ZM180 207V206H178ZM154 208H156L154 206ZM195 208V205L194 207ZM216 208V207H215ZM233 208V207H231ZM235 208V209H236ZM71 209V208H70ZM81 209V208H80ZM177 209V208H176ZM240 209V208H239ZM238 209V211H239ZM74 210V209H73ZM123 210V209H122ZM125 210V209H124ZM179 210V209H177ZM214 210V209H213ZM233 210V209H232ZM70 211V210H69ZM76 211V210H74ZM82 211V209H81ZM119 211V210H118ZM134 211V210H133ZM132 211V212H133ZM139 211V210H138ZM193 211V212H192ZM195 211H196V208H195ZM219 211H222V209L220 208V206L217 208L216 211L214 212H209L211 214H208L206 212H202V211H198L200 212V214L198 215H193V216H187L186 218H191V219H194L195 221H197L199 223V225H203L207 219L209 217H215V213L219 212ZM237 211V210H236ZM136 212V211H135ZM202 212V213H201ZM77 213V212H76ZM116 213V212H115ZM129 213V212H128ZM137 213V212H136ZM139 213V212H138ZM80 213L78 212V215ZM87 214V213H85ZM193 214H196L193 213ZM218 214V213H217ZM70 215V214H69ZM73 215V214H72ZM77 215V214H76ZM115 215V214H113ZM135 215V214H134ZM137 215V214H136ZM82 216V215H81ZM155 216V215H154ZM156 216H161L160 214H156ZM75 217V216H74ZM115 224L111 226V228H106V232L104 233L103 231L102 232H99V231H95V234H99L100 236L97 238V239H94V240H97V243H95L97 245V247H101V248H105V250H101V252L104 254V258L106 261H113V262H116L117 264H146L147 260H153V259H158L156 257V254L153 253L154 250L150 249L151 247V244H149V242H137V240L139 239V234L141 233L140 231V228L138 230V228L135 227V224L132 221V219L130 217H128V215H125L123 214L122 212L118 213L117 215H115ZM138 217V216H137ZM140 217V215H139ZM143 217V216H142ZM212 217V218H213ZM82 218V217H81ZM129 218H130V221H129ZM135 218V217H134ZM141 218V217H140ZM158 218V217H156ZM156 218H154L156 220ZM211 218V219H212ZM216 218V217H215ZM76 219V218H75ZM79 219V218H77ZM69 220V219H68ZM83 221V219H81ZM111 220H114V219H111ZM144 220V219H143ZM0 221V222H1ZM189 221V220H188ZM186 222L185 225V229H184V226H183V229H184V232H188L191 228H192V223L193 221H189V222ZM159 222V221H157ZM88 223V221H87ZM111 223V221H110ZM154 223V222H153ZM200 223H203V224H200ZM207 223V222H206ZM209 223V222H208ZM207 223V224H208ZM112 224V223H111ZM140 224V223H139ZM160 224V223H158ZM11 225H15L14 228L11 227ZM85 225V224H84ZM198 225V224H197ZM195 225V226H197ZM205 225V224H204ZM203 225V226H204ZM2 226V225H1ZM4 226V225H3ZM2 226V227H3ZM83 226V225H82ZM91 226V225H90ZM151 226V225H150ZM161 226V225H160ZM159 225H155L154 224V227L153 228H149L148 230L146 229L145 231H148V232H143V237H146L147 238V241H159L161 240L160 238V235L162 234V231H161V228H160ZM207 226V225H206ZM17 229H16V228ZM148 228V226H146ZM198 227V226H197ZM200 227V226H199ZM6 228V227H5ZM182 228V226H181ZM3 229V228H2ZM84 231L87 229V226H83L82 228ZM91 229V228H90ZM98 229V228H97ZM245 229V228H244ZM243 229V230H244ZM4 230V229H3ZM6 230V229H5ZM66 230V229H65ZM104 230V229H103ZM239 230V229H238ZM242 230V229H241ZM60 231V230H59ZM82 231V230H80ZM101 231V230H100ZM183 231V230H182ZM1 232V231H0ZM5 232V231H4ZM9 232V231H8ZM9 232V233H10ZM83 232V231H82ZM239 232V231H238ZM240 233V232H239ZM1 234V233H0ZM24 234V235H26ZM80 235V233H78ZM88 234V233H87ZM86 234V235H87ZM140 234V235H141ZM184 234V233H183ZM85 235V233H84ZM85 235V236H86ZM2 236V235H1ZM4 236V235H3ZM80 236H83V235H80ZM6 237V236H5ZM4 237V239H5ZM11 237V236H10ZM21 237H24V236H21ZM30 237V236H29ZM3 238V237H2ZM86 238V237H84ZM1 239V238H0ZM16 240V237L14 238ZM33 239V238H32ZM31 239V240H32ZM19 240V239H18ZM27 241V239H25ZM30 240V241H31ZM80 240V239H79ZM7 241V239L5 240ZM139 241V240H138ZM17 242V241H16ZM24 242V241H23ZM18 243H20L18 241ZM29 243V242H28ZM2 245V244H1ZM27 245H30V244H27ZM79 245V244H78ZM150 245V246H149ZM17 246V245H16ZM22 246H25V244L23 243ZM20 248V247H19ZM16 250V249H15ZM145 250V251H144ZM82 251V250H81ZM95 251V250H94ZM99 251V250H98ZM148 251V252H146ZM167 251V252H166ZM100 252V251H99ZM100 252V253H101ZM145 252L147 253V255L145 254ZM28 253V251H27ZM165 253H168L166 255L170 257H173V251H170V250H166L164 249V252H163V255H165ZM26 254V253H25ZM24 254V255H25ZM159 255V254H158ZM99 256V255H98ZM102 256V259H104ZM167 256V257H168ZM176 256V255H175ZM226 255L224 254L223 257H225ZM56 257V256H55ZM219 257V256H218ZM216 257V258H218ZM166 258V257H165ZM168 258V259H169ZM221 258V257H219ZM224 259V258H222ZM98 260V259H97ZM218 260V259H217ZM221 260V259H220ZM57 261V260H56ZM155 261V260H153ZM159 261V259H158ZM9 264V263H8ZM211 264H215V263H211Z\"/></svg>", "mask_w": 264, "mask_h": 264}]
</instances>
